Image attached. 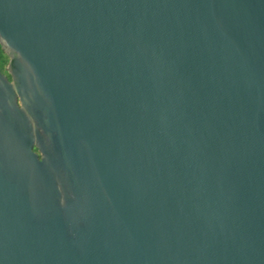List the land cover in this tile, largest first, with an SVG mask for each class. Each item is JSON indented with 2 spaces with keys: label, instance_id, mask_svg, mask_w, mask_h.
<instances>
[{
  "label": "water",
  "instance_id": "water-1",
  "mask_svg": "<svg viewBox=\"0 0 264 264\" xmlns=\"http://www.w3.org/2000/svg\"><path fill=\"white\" fill-rule=\"evenodd\" d=\"M0 264H264V0H0Z\"/></svg>",
  "mask_w": 264,
  "mask_h": 264
},
{
  "label": "trees",
  "instance_id": "trees-1",
  "mask_svg": "<svg viewBox=\"0 0 264 264\" xmlns=\"http://www.w3.org/2000/svg\"><path fill=\"white\" fill-rule=\"evenodd\" d=\"M7 64H8V58L0 46V72L2 74L6 75L8 77V79H10V77L6 71Z\"/></svg>",
  "mask_w": 264,
  "mask_h": 264
}]
</instances>
